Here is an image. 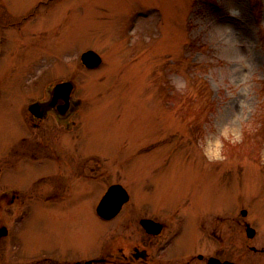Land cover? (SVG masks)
<instances>
[{
	"label": "rangeland",
	"instance_id": "rangeland-1",
	"mask_svg": "<svg viewBox=\"0 0 264 264\" xmlns=\"http://www.w3.org/2000/svg\"><path fill=\"white\" fill-rule=\"evenodd\" d=\"M3 3L18 21L0 35L3 89L72 78L78 148L107 155L135 202L264 219V0ZM87 49L102 57L94 69ZM88 189L95 202L103 185Z\"/></svg>",
	"mask_w": 264,
	"mask_h": 264
},
{
	"label": "flooded vegetation",
	"instance_id": "flooded-vegetation-1",
	"mask_svg": "<svg viewBox=\"0 0 264 264\" xmlns=\"http://www.w3.org/2000/svg\"><path fill=\"white\" fill-rule=\"evenodd\" d=\"M15 19L0 10V35ZM67 80L21 75L3 89L0 77V264H264V219L244 206L187 212L135 202L107 155L78 148L82 101L74 86L54 88ZM91 182L103 185L95 202ZM115 184L127 199L115 188L99 210Z\"/></svg>",
	"mask_w": 264,
	"mask_h": 264
},
{
	"label": "water",
	"instance_id": "water-1",
	"mask_svg": "<svg viewBox=\"0 0 264 264\" xmlns=\"http://www.w3.org/2000/svg\"><path fill=\"white\" fill-rule=\"evenodd\" d=\"M81 61L83 62V64L87 67H95L97 65L100 64L101 62V57L100 55L95 52L94 50H91V49H88L86 51H84L82 54H81ZM71 81H68V82H64V83H59L55 88H58V87H62V86H65L67 89L71 88L72 84ZM121 188L122 189V197L120 199L119 202H123L127 199V194H126V191L124 190V188H122L120 185H113L111 186L108 191L104 194V196L102 197L100 203H99V206H98V209L100 210L101 208H103V204L105 203V201L107 200V198L109 197V195L114 191L115 188Z\"/></svg>",
	"mask_w": 264,
	"mask_h": 264
}]
</instances>
